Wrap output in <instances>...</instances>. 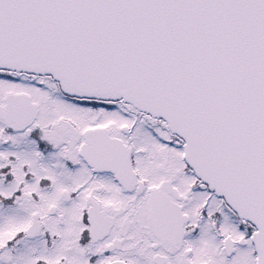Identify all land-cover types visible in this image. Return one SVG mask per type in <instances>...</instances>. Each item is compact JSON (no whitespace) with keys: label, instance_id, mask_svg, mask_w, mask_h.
Wrapping results in <instances>:
<instances>
[{"label":"snow or ice","instance_id":"1","mask_svg":"<svg viewBox=\"0 0 264 264\" xmlns=\"http://www.w3.org/2000/svg\"><path fill=\"white\" fill-rule=\"evenodd\" d=\"M0 264H264V0H0Z\"/></svg>","mask_w":264,"mask_h":264}]
</instances>
